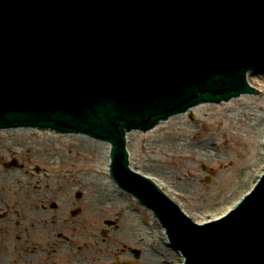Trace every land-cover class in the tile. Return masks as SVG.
<instances>
[{
  "label": "water",
  "instance_id": "1",
  "mask_svg": "<svg viewBox=\"0 0 264 264\" xmlns=\"http://www.w3.org/2000/svg\"><path fill=\"white\" fill-rule=\"evenodd\" d=\"M15 9L67 14L3 13ZM0 10V130L110 142L112 176L147 206L158 192L128 172L125 133L254 93L245 73L264 67V0H0ZM181 219L186 264H264V177L219 223Z\"/></svg>",
  "mask_w": 264,
  "mask_h": 264
},
{
  "label": "rangeland",
  "instance_id": "2",
  "mask_svg": "<svg viewBox=\"0 0 264 264\" xmlns=\"http://www.w3.org/2000/svg\"><path fill=\"white\" fill-rule=\"evenodd\" d=\"M247 80L252 87L261 90V92L259 95L243 96L234 100L241 102L244 99L250 104L241 112L239 111L236 115L228 118L227 126L224 118H217L218 116L214 120L209 118V114L216 113L214 108L202 111L200 115L188 112L184 117L183 122L185 123L182 127L169 129L170 133H173L172 137L165 134L162 135V138L155 140L148 134L156 132H145L146 134L141 133L144 134L142 136L138 135L135 138L137 140H133L128 147L132 168L151 177L158 185H162L166 193L181 203L183 209L196 220H201L202 218L198 217L202 216L203 218L211 217L214 211L218 212V207L220 209L226 204L228 198L238 197L240 190L245 185L249 186L246 184L248 181L246 174L252 169L259 156L264 159V71L248 75ZM219 105L224 106L223 103ZM257 106L259 107L256 108ZM168 124L162 122L159 126L168 127ZM4 138L7 137H0V140ZM36 139H39L38 134L31 135L28 140ZM59 139L64 138L60 137ZM81 149L89 156L85 160L78 158L74 163L75 168H67L63 166L65 164L59 163L50 166L33 162L30 150L27 149L20 151L10 149L5 154L0 152V172L17 173L12 175V182L5 185L0 184V191L10 189L13 199H17L15 194L20 188L6 187L7 184L28 185L30 191L35 189L34 185L39 184H60L62 190H67V186L70 185L76 188L77 193H80L85 199L94 201L92 206L94 209H101L99 202L106 198L110 201L112 198L104 192L101 183L97 180V177L106 174L103 167L105 163L103 157L95 153L93 149L87 147H81ZM49 155L46 153L45 157ZM13 161L17 166H8L13 164ZM28 162H33V164ZM67 165L69 166L70 163L68 162ZM202 166H206L209 171L202 170ZM77 172L81 173L84 179H91L92 184L76 180L74 175ZM41 189L46 188L42 187ZM116 198L120 201L119 205L115 204L116 208L113 210L108 208L109 217L111 219L115 215L113 211L117 209L124 211V219L121 222L124 229L130 232L131 237L128 243L131 241L132 245L140 250V257L136 264H148L149 261L146 260L145 253L149 242H146V237H142L140 239L143 240V244L137 243L139 240H136L132 235V228L128 226L129 222H127L131 210V207L125 202L127 197L116 195ZM121 205L123 209H119ZM142 217L146 223H143L146 228L145 234L149 236L150 233H153L149 228L152 226L151 216L145 210L140 209L139 214L135 215V219L140 222ZM153 242H155V238ZM156 243L158 246V241ZM94 245L92 242V246ZM151 249H149L151 252H156V245H152ZM79 256L84 261L89 257L88 252L82 256L78 251H75L67 263H74L73 261H77ZM13 258L16 260L19 256ZM171 262L172 260L165 264ZM67 263L61 261L60 264Z\"/></svg>",
  "mask_w": 264,
  "mask_h": 264
},
{
  "label": "flooded vegetation",
  "instance_id": "3",
  "mask_svg": "<svg viewBox=\"0 0 264 264\" xmlns=\"http://www.w3.org/2000/svg\"><path fill=\"white\" fill-rule=\"evenodd\" d=\"M6 187L20 189L17 199L10 189L0 191V264L67 263L75 251L82 256L88 252L89 257L84 261L79 256L67 264H136L139 260L140 255L135 256L139 249L128 243L131 235L121 222L124 211H113L110 219L108 208L116 207L107 198L99 202L101 209H94V201L70 185L67 190L52 183L34 185L32 191L23 184ZM128 218L129 224L135 220ZM134 237L141 244V236Z\"/></svg>",
  "mask_w": 264,
  "mask_h": 264
},
{
  "label": "bare ground",
  "instance_id": "4",
  "mask_svg": "<svg viewBox=\"0 0 264 264\" xmlns=\"http://www.w3.org/2000/svg\"><path fill=\"white\" fill-rule=\"evenodd\" d=\"M243 100V101H242ZM241 102H235V101H228L224 103V106L220 105H214V104H207L202 105L198 107H193L189 109V113H194L195 115H200L202 111H207L208 109L213 108L216 109V113L209 114V118L214 120L215 117L217 118H224L226 126L228 125V118H231L232 116L236 115L239 111L241 112L245 108L249 106V102H245L244 99H242ZM263 103V102H262ZM262 103L260 105L262 106ZM251 106V105H250ZM257 106L256 108H258ZM186 113L182 117L174 118L167 120L164 123H169L168 127H162L157 125L156 128H154L153 133L155 134H148L153 139H160L163 136L167 134L168 136H171L170 130L171 128L178 127L184 125L185 122H183L184 117H186ZM176 120H179V122H176ZM159 127V128H158ZM168 131V132H167ZM140 133V132H139ZM137 132H129L127 134V140H129V143H132L138 135L142 136L144 134H139ZM151 133V132H149ZM38 134L39 139L36 140H28L30 139L31 135ZM146 134V133H145ZM0 137H7L3 140H0V152L5 154L8 150H30V154L32 155L33 162H40L42 165H50L52 166L54 163L59 164H65L63 166L67 168H75L74 163L77 161L78 158H81L82 160H85L88 158L89 154L81 149V147H87L90 149H93L95 153L100 154L103 157L105 168L108 164L107 154L111 148V145H104L101 146L102 143L100 142H83L65 135H56L52 131H25L23 129H18L14 131L13 133H9L7 131L0 132ZM17 137V138H16ZM60 137L64 139H59ZM172 137V136H171ZM67 139V140H66ZM28 140V141H27ZM73 140H75L73 142ZM175 140V139H174ZM161 142V140H158ZM183 147V146H182ZM3 149V151H2ZM49 153L50 155L45 157V154ZM1 157V155H0ZM10 157V156H9ZM263 158L259 156L257 158V161L253 164L252 169L249 170V172L246 174V177L248 175V181L246 184L250 185V180L252 177V180L256 179L257 175L259 174V168L262 165ZM33 162H28L29 164H33ZM70 163L68 166L67 163ZM67 165V166H66ZM82 166V164H79ZM78 166V165H77ZM76 166V167H77ZM24 170V168H23ZM3 172V171H2ZM255 173V175H253ZM16 175L17 173L12 172L11 174L9 172H0V184L5 185L6 183L12 182L13 177L12 175ZM75 179L79 182H83L85 184H92L91 179H84L81 176V173L77 172L76 175H74ZM244 177V175H243ZM244 179V178H243ZM246 179V178H245ZM97 180L99 183H101L102 189L105 193H107L109 196H111V200L109 201L112 204L119 203L118 199L116 198L115 192L112 191L113 188L110 187V185L107 184V180L105 177H97ZM247 186L245 185L240 191H242ZM233 197V196H232ZM232 197L228 198L226 204L222 207H218V212L214 211L210 218H215L218 216V214H222L228 207L234 202ZM232 199V201H231ZM215 207V206H214ZM215 209V208H214ZM216 213V214H215ZM202 218L201 220H196V222L200 223L202 221H206L208 218ZM130 226L133 228V235L134 236H141V238H148L149 240L154 238V236H146V228L141 225V223L136 222L135 220L130 221ZM155 233H159V235L163 236V230L159 228L158 225L154 228ZM164 238V237H163ZM161 240V237L158 238ZM161 242V241H160ZM141 244H143V240H141ZM157 247L156 252H151V250L147 249L146 247V260H148V264H165L168 261H174L175 260V252L167 247L163 246L162 244H159Z\"/></svg>",
  "mask_w": 264,
  "mask_h": 264
}]
</instances>
